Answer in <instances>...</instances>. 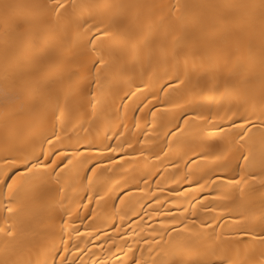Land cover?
Here are the masks:
<instances>
[{
  "label": "bare ground",
  "instance_id": "1",
  "mask_svg": "<svg viewBox=\"0 0 264 264\" xmlns=\"http://www.w3.org/2000/svg\"><path fill=\"white\" fill-rule=\"evenodd\" d=\"M0 264H264V0H0Z\"/></svg>",
  "mask_w": 264,
  "mask_h": 264
},
{
  "label": "snow or ice",
  "instance_id": "2",
  "mask_svg": "<svg viewBox=\"0 0 264 264\" xmlns=\"http://www.w3.org/2000/svg\"><path fill=\"white\" fill-rule=\"evenodd\" d=\"M9 211H11V209H9Z\"/></svg>",
  "mask_w": 264,
  "mask_h": 264
}]
</instances>
